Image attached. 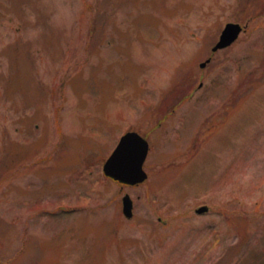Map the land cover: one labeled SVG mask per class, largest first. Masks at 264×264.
I'll return each instance as SVG.
<instances>
[{"label": "rangeland", "instance_id": "374dc122", "mask_svg": "<svg viewBox=\"0 0 264 264\" xmlns=\"http://www.w3.org/2000/svg\"><path fill=\"white\" fill-rule=\"evenodd\" d=\"M0 264H264V0H0Z\"/></svg>", "mask_w": 264, "mask_h": 264}, {"label": "water", "instance_id": "95a60500", "mask_svg": "<svg viewBox=\"0 0 264 264\" xmlns=\"http://www.w3.org/2000/svg\"><path fill=\"white\" fill-rule=\"evenodd\" d=\"M242 32V26L239 24H228L213 52L230 47L237 41ZM205 66L206 64L202 65V67ZM149 152V143L143 137L137 133H127L105 163L104 173L107 177L109 176L122 184L140 185L148 179L144 165ZM123 206L125 216L131 219L134 208L131 196L128 195L123 199ZM206 211L207 207H203L198 210V213L202 214Z\"/></svg>", "mask_w": 264, "mask_h": 264}]
</instances>
